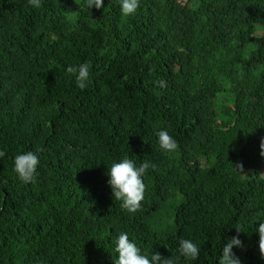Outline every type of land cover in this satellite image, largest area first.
Segmentation results:
<instances>
[{
    "label": "trees",
    "instance_id": "1",
    "mask_svg": "<svg viewBox=\"0 0 264 264\" xmlns=\"http://www.w3.org/2000/svg\"><path fill=\"white\" fill-rule=\"evenodd\" d=\"M82 3L0 0V264H114L120 231L166 258L191 239L197 259L178 264H218L238 225L241 264H264V0H140L129 17ZM81 62L84 90L65 71ZM28 150L40 163L23 184L12 160ZM123 155L156 165L135 213L107 183Z\"/></svg>",
    "mask_w": 264,
    "mask_h": 264
},
{
    "label": "clouds",
    "instance_id": "2",
    "mask_svg": "<svg viewBox=\"0 0 264 264\" xmlns=\"http://www.w3.org/2000/svg\"><path fill=\"white\" fill-rule=\"evenodd\" d=\"M28 6L38 8L41 6L42 0H26ZM140 0H118L120 13L124 17L133 16L139 8ZM80 7L84 10L93 8L104 9V0H83ZM66 74L73 77L76 86L84 90L88 87L91 76V65L88 62H81L75 65H69L66 68ZM163 86V82H160ZM157 145L161 152L165 154L174 153L177 149V142L169 131L161 129L156 132ZM260 155L264 157V137L260 139ZM38 151H20L15 154L12 160V171L16 178L23 184H29L34 181L37 174L40 157ZM5 153L0 151V158ZM149 168L155 169L156 165L147 161L137 164V162L128 155L119 158H113L110 165L107 166L106 175L108 177V185L111 190L114 201L120 203V208L128 213L137 212L145 199L146 186L144 177ZM243 172V166L236 167ZM246 226H236L237 235L230 237L223 244L218 264H241L240 259L236 256L233 249H243L244 243L239 238V234L244 232ZM253 233H258V250L261 259H264V218H258L254 222ZM178 255H171L170 258L163 257L159 252L143 251L137 244L135 238L130 239L126 231H120L113 235L111 239V252L114 264H178L180 257L196 260L200 249L198 245L191 239L179 238L177 241Z\"/></svg>",
    "mask_w": 264,
    "mask_h": 264
},
{
    "label": "rangeland",
    "instance_id": "3",
    "mask_svg": "<svg viewBox=\"0 0 264 264\" xmlns=\"http://www.w3.org/2000/svg\"><path fill=\"white\" fill-rule=\"evenodd\" d=\"M245 250H246L245 245H244V248L243 249H238V248H235V247L233 249L234 253L240 259L241 262L245 259V254H244L245 253Z\"/></svg>",
    "mask_w": 264,
    "mask_h": 264
}]
</instances>
